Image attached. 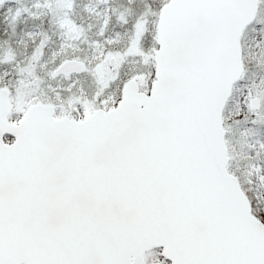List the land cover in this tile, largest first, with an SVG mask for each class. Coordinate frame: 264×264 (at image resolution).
Wrapping results in <instances>:
<instances>
[{
	"label": "snow or ice",
	"instance_id": "6c2138e0",
	"mask_svg": "<svg viewBox=\"0 0 264 264\" xmlns=\"http://www.w3.org/2000/svg\"><path fill=\"white\" fill-rule=\"evenodd\" d=\"M0 264H264V0H0Z\"/></svg>",
	"mask_w": 264,
	"mask_h": 264
}]
</instances>
